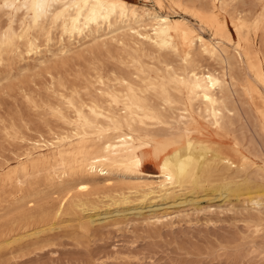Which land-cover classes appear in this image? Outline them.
<instances>
[{
    "label": "rangeland",
    "instance_id": "obj_1",
    "mask_svg": "<svg viewBox=\"0 0 264 264\" xmlns=\"http://www.w3.org/2000/svg\"><path fill=\"white\" fill-rule=\"evenodd\" d=\"M117 1L125 2L127 17L118 6L108 20L73 31L63 17L27 30L28 12L0 0V264H264V108L250 93L249 84L256 83L244 60L222 65L223 97L233 113L226 132L185 134L175 131L174 123L171 131L153 121L148 128L137 123L136 137L149 143L137 154L139 173L122 167L87 174L72 161L63 176L54 164L55 147L34 149L69 134L74 114L68 103H94L121 114L122 108L99 96L101 83L106 91H121L122 79L140 85L135 76L143 68L152 77L167 66L182 68L180 36L172 42L178 48L175 58L139 35L150 33L154 15L186 20L191 39L240 41L255 65L264 63V0ZM214 3L228 22L223 33L199 20ZM234 18L247 26L233 28ZM255 22L257 29L250 26ZM7 33L12 44L4 47ZM221 51L230 57L234 49L224 44ZM208 56L198 44L192 47L195 66L217 70ZM260 90L264 95V86ZM147 94L150 104H160ZM182 109L176 104L167 114L180 115ZM199 135L227 146L237 142L253 170L218 164L194 172L183 184L158 187L160 164ZM87 140L96 153V135ZM84 182H90L89 192H77Z\"/></svg>",
    "mask_w": 264,
    "mask_h": 264
},
{
    "label": "bare ground",
    "instance_id": "obj_2",
    "mask_svg": "<svg viewBox=\"0 0 264 264\" xmlns=\"http://www.w3.org/2000/svg\"><path fill=\"white\" fill-rule=\"evenodd\" d=\"M14 3H18L28 12L27 30L40 28L47 20L63 17L71 30L78 31L100 19L108 20L116 13L118 6L120 15L124 18L128 16L124 7L125 2L117 0H10L8 6ZM59 8V12L56 13ZM151 20L150 33L139 35L154 48L170 50L175 58H178L176 56L178 48L177 44L172 42L180 36L183 49V58L180 61L182 68L176 72L167 66L164 71H156L154 77L147 75L143 68L139 71L141 75L135 76L140 85L122 79L121 91H106L101 83L98 89L99 96L107 98L115 107L122 108L123 112L118 116L106 112L94 103L78 107L68 103L74 114V120L67 123L71 128L69 134L57 137L50 145L37 143L33 146L35 150H42L49 146L57 149L54 164L58 170H62L61 175L65 176V168L72 161L79 163L81 169L87 174H96L99 169L101 172L102 169L107 171L122 167L139 173L137 154L141 148L148 147L149 143L141 142L136 137L133 128L137 123L148 128V122L153 121L157 125L164 126L168 131L173 129L171 123H174L176 125L174 130L183 131L185 134H188L191 129L202 132L210 130L213 134L226 132L227 121L231 119L233 113L228 109L223 97L226 89L224 80L226 69L222 66L223 64L239 65L244 60L248 76L256 83L249 84L250 93L256 101L262 103L264 108V95L260 90V86H264V63L255 65L247 53L241 51L240 41L235 43L227 37H222L214 43L198 36L191 39L188 35H192L193 31L184 19L170 20L168 17L154 15ZM199 20L219 33L225 32L228 28L224 12L215 3L208 14L199 16ZM230 24L239 31L247 26L241 18L231 19ZM250 26L257 29L258 24L255 22ZM11 44L12 34H4L1 45L7 47ZM195 44H198V48L203 53L209 55V59L216 60L219 66L217 70L204 71L194 65L192 47ZM224 44L232 46L235 51L230 57L224 56L225 53L221 51ZM148 92L159 99L158 106L149 103ZM185 94L187 101H185ZM176 104L183 107L181 114H167V111ZM58 114L61 115L60 112ZM260 115L264 118V109ZM60 117L66 124L65 118ZM92 135L97 137L96 153H92L91 147L87 146V139ZM41 156L43 161H47L45 155ZM218 164L226 168L233 166L241 171L253 170V163L243 154L237 142L227 146L208 136L199 135L194 139L190 138L189 146L173 160H165L160 164V175L156 177L163 180L158 187L183 184L194 172H202L204 168ZM105 182L108 186L112 184L111 180ZM90 189V182H84L75 187V190L82 194L88 193ZM71 196L69 191L67 197ZM62 207L63 205L59 207L58 212Z\"/></svg>",
    "mask_w": 264,
    "mask_h": 264
}]
</instances>
